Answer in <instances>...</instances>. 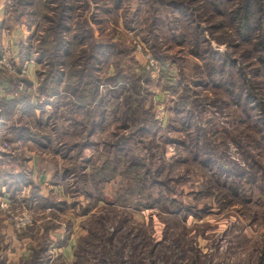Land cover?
<instances>
[{
  "label": "rangeland",
  "instance_id": "rangeland-1",
  "mask_svg": "<svg viewBox=\"0 0 264 264\" xmlns=\"http://www.w3.org/2000/svg\"><path fill=\"white\" fill-rule=\"evenodd\" d=\"M246 1L233 0L225 7L231 10ZM203 2L0 0V58L7 56L14 66V72L0 69V177L2 170L55 171L54 189L45 190L51 202L63 204L45 210L28 201L30 182L14 195L1 183L0 264H264V152L259 129L253 127L261 116L264 85L249 90L252 119L243 115L245 101L237 107L235 99L241 93L238 70L248 80L262 72L264 33L260 37L257 30L247 42L231 27L233 17L210 15ZM257 10L264 24V2ZM223 20L232 38L230 30L219 26ZM63 26L72 50L67 65L52 64L56 58L50 53L41 60L39 45L55 51ZM102 44L115 47L109 60L88 59ZM213 59H225L222 80L209 75L207 64ZM121 64L123 74L129 68L147 78L146 91L133 93L134 104L142 103L137 122H124L125 99L133 87L111 84ZM86 68L95 76L93 85L107 112V121L94 134L89 133L92 122L83 117L87 108L73 109L65 92L67 74L78 80L74 73ZM232 75L239 79L229 87L225 82L234 81ZM51 77L61 82L42 90ZM168 83L188 87L193 127L213 143L214 152L222 154L218 146L226 144L227 154L242 165L257 154L258 162H251L252 189L246 185L241 196L231 195L228 183L205 168L203 155L191 153L182 131L185 111L177 110L175 96L165 89ZM56 85L58 95L49 102L46 96ZM19 96L29 101L28 112L2 103ZM142 121L149 132L140 131ZM126 137L129 154L144 162L146 178L143 192L138 195L135 187L127 197L121 194L122 162H112L118 176L104 186L96 185L94 175L106 158H123L112 144Z\"/></svg>",
  "mask_w": 264,
  "mask_h": 264
},
{
  "label": "trees",
  "instance_id": "trees-1",
  "mask_svg": "<svg viewBox=\"0 0 264 264\" xmlns=\"http://www.w3.org/2000/svg\"><path fill=\"white\" fill-rule=\"evenodd\" d=\"M198 1V0H197ZM203 6L202 9L204 12H206V8L209 9V13L210 15H219L222 17V19H225L226 17H233L234 20V25L232 24V28H236L237 31H241V34L243 35V38L249 42L252 40V38L255 36L254 33L257 32V30H260V37L261 35L264 33V24L263 21L259 19V16L257 15V5L264 2V0H248L244 3H237L234 7V9L228 10V8H226V5H229L230 3L233 2V0H203ZM181 6V5H180ZM178 11H180L182 14L183 11L181 9H178ZM207 13V12H206ZM23 15L26 16L25 13H23ZM29 16V19L31 17L30 14H27ZM28 19V20H29ZM225 20H223V22L221 24H219V26L221 27V29H227L230 30L231 32L229 33L230 37H233V31L231 29H229L226 25H225ZM196 23H201V22H196ZM199 25V24H196ZM64 31H60L58 32L60 37H62V39L60 38V42L57 44L55 51H48L42 48L41 44L39 45V48L41 49V57L40 59H44V58H48V54H52L55 56L56 58V62L52 63V64H59L61 65L62 63L66 62V59H68L71 55V48H70V41L67 38V32H66V27L63 26L62 28ZM198 29V28H197ZM199 34L201 35V32H199ZM198 34H196V41L195 44L199 45V36H197ZM69 43H68V42ZM261 41V49L263 51L262 55L259 57V61H260V65L261 67H258V71H262L261 74H255L253 75L252 79H247L246 76L243 77V73H241L239 70V75H240V79L239 76H233L231 78L234 79V81H231V79H227V81L225 82V85H228L229 87H233L236 86L238 83L239 79V85L237 87V89L239 91H241V93H239L237 90L233 89L232 92L237 91V96H235L236 99V105L237 107H240L241 104L245 101L244 107L246 110L243 111V115H245V117L251 118L252 116H250V110L249 109V103H246V99L249 97V90L252 89L255 90V88H260L261 86L264 85V41ZM75 42V41H73ZM76 44L78 45V43L76 42ZM114 49L115 47L112 45H108V44H102V45H95V55L91 57H89L88 59H92L94 61H99L101 63L107 62L109 60V58L113 55L114 53ZM30 50V49H29ZM196 53V52H194ZM197 55V54H195ZM94 57V58H93ZM121 61H123L125 63L126 59H122ZM66 64V63H65ZM67 65V64H66ZM225 59H213L211 62H209L207 64V66H209V71L211 75V79H213L214 81H216V78H221V80L225 77V75L227 74V70L225 68ZM58 66V65H56ZM123 67H125V65L121 64V68L120 70L115 74V76L112 77V85H114L115 87L120 85V86H126V87H133V89L131 90L129 96L126 98V96L124 97L125 101L127 102V113L124 119V122H137L138 120H140V113L141 112V105L142 103H137V105L134 104L135 102V94L136 90L139 88L143 90V93L146 91V87L144 85V81L147 79L146 75H140L137 76L135 74H131L130 69L128 68V72H126V74H123L121 72V70L123 69ZM54 70L55 67H54ZM95 71V70H93ZM55 72H52V74L54 75ZM52 75V77H53ZM74 75L79 76L78 80H76V78H74L73 76H69V74H67L66 79L69 77V79H65V92L68 93L67 95L70 97V103L72 104V106H74L75 110H79V108H87L86 109V113L83 116L84 118H86L87 122L90 121L92 122L90 125V131L89 133L94 134L96 129L99 127V123H105L106 120V105L103 103L101 96L99 95V88L98 85H93L95 81V76L89 73V69L86 68V70H79L77 72L74 73ZM229 75H231V72H229ZM258 76V78H260V82H256L258 78H255V76ZM137 76V77H136ZM52 77L50 78V80H46L45 85L42 87V90H45L47 88V84L49 85L50 82L53 83H60L61 80H59L58 78L52 80ZM84 79H87L85 82L83 81ZM74 85H71L73 84ZM220 84L223 86L222 82H220ZM149 86V84H148ZM112 87V86H111ZM126 87H121L123 89H126L127 92V88ZM165 89L167 91H169L171 94H173L175 96V100H176V106H177V110L178 111H185V115H183V120H182V125L184 126V128L182 129V131L186 132L187 137L189 138V142L190 145H192L190 148L194 149L193 152L198 155H203V163L205 168H209V170L213 171L214 174L218 175L219 177L217 178V180L219 181L220 179H223L225 182L228 183V185L226 186L228 188V190L230 191L231 195H238L241 196V189L244 187L246 188V185L249 186V189H252L253 184V171H252V166L253 164H251V162L253 161H257V154L255 157L250 156L249 160H243V164L240 161H236L234 159H232L230 157V155L227 154V148H226V144H221V146H218L219 148L223 147L224 152H222V154L217 151L214 152L216 150L215 146H212V142L209 140H206L205 138L202 137L201 134H199L197 132V130L199 131V128L196 126L193 127L194 122L193 120V116H192V112L189 110H187V106H188V101H186L187 98V94L190 92V90L188 89V87H184L181 86V83H178L176 85L173 84H165ZM72 90V91H71ZM114 91H117V89H115ZM58 87L53 86L51 88V90H49L48 94H47V101L49 102H53L51 99L54 98L55 96L58 95ZM140 92H138L137 94L139 95ZM128 94V92H127ZM5 105H8L10 107H15L14 111L17 110H23L28 112L29 108L27 107V105L29 104V101L24 100L23 98H21L20 96L18 98H13L10 101H5L2 102ZM46 105H52L51 103H48ZM91 107H94L96 109L92 110L90 109ZM261 110V111H260ZM260 112H261V116L260 118H256L255 122H254V126L255 128H258V134L261 136V140L259 142V149L261 151L264 152V104L260 107ZM91 118H93V120L91 121ZM95 118L97 119L98 122H95ZM252 119V118H251ZM104 120H106L104 122ZM147 122L150 125V120L147 119ZM147 122L142 121L141 122V130L142 132H149L148 130V126H147ZM129 126H126V129H128ZM152 131V130H151ZM200 132V131H199ZM31 137H33V135H31ZM155 137V136H154ZM128 137L117 140L116 142H114V144H112L113 147H115L117 149V154H124L123 158H118V156H115V158H113V160L106 158L104 160V162H102L101 166L98 167V169L96 170V173L94 175H96V185L98 184H102L103 186L106 185L108 182L112 181L113 179L117 178L118 176V168H112V162L114 161H118V162H122L123 167L125 168L124 172H122L121 176L124 178L123 182H122V188L121 190L123 191V193H121L122 195H125L127 197L126 194H129L135 187H139L138 195H140L143 192V189H145V183L146 182V178H145V172H142L143 167V163L144 162H140L139 159L136 158V156L134 155H130L129 151H130V146L128 143ZM154 139V138H152ZM123 141H127V142H123ZM237 145V144H236ZM238 146V145H237ZM149 149V146H148ZM259 154H262L260 152H257ZM258 162V161H257ZM108 171L109 174H108ZM147 171V169H146ZM2 175L3 177H0V181H2V179H4L2 182H0V193L2 192L1 188L3 187L1 185V183L4 184V186H6L7 191H12L11 193L14 195L15 192L20 191V189H22L23 186H26L25 183H29V185L31 186V194H30V198H29V202L30 204L34 202L35 205L40 206L41 208L46 209H50L53 205L54 207H58V209L60 208V206H63V204L61 203H54L51 202L48 198H45L43 195H41V190L35 186V182L34 180L31 179V175L30 174H26V173H16L14 174L13 171L11 170H2ZM126 185H128L126 187ZM144 185V186H143ZM143 186V187H142ZM242 186V187H241ZM34 187V190L33 188ZM9 189V190H8ZM247 190H244V192H246ZM89 198L92 199V194L89 193L88 194ZM262 199H264V191H263V197ZM91 206H88V208L84 209V212H86L87 210H90Z\"/></svg>",
  "mask_w": 264,
  "mask_h": 264
},
{
  "label": "crops",
  "instance_id": "crops-1",
  "mask_svg": "<svg viewBox=\"0 0 264 264\" xmlns=\"http://www.w3.org/2000/svg\"><path fill=\"white\" fill-rule=\"evenodd\" d=\"M46 173H48V174H46ZM53 173H55V171L37 169L34 171L33 174L32 173L30 174L31 177L33 178L34 182L36 183V185H39L41 187V189H42L41 195H43L45 198H48V195H49V191L45 190V187L53 188V186H54L51 183V175H53Z\"/></svg>",
  "mask_w": 264,
  "mask_h": 264
},
{
  "label": "built area",
  "instance_id": "built-area-1",
  "mask_svg": "<svg viewBox=\"0 0 264 264\" xmlns=\"http://www.w3.org/2000/svg\"><path fill=\"white\" fill-rule=\"evenodd\" d=\"M154 63H155V61L152 60L151 64L153 67H154ZM12 65L13 64L11 63L10 59L7 56H3L2 58H0V69L14 72V66H12ZM156 65H157V69L159 72L161 70V68H159L158 63H156ZM23 73H25V70Z\"/></svg>",
  "mask_w": 264,
  "mask_h": 264
}]
</instances>
